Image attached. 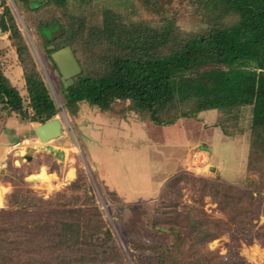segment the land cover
Returning a JSON list of instances; mask_svg holds the SVG:
<instances>
[{
	"label": "trees",
	"instance_id": "16d2710c",
	"mask_svg": "<svg viewBox=\"0 0 264 264\" xmlns=\"http://www.w3.org/2000/svg\"><path fill=\"white\" fill-rule=\"evenodd\" d=\"M16 1L30 14L60 80L54 51L69 45L80 65L81 72L70 86L62 81L64 107L73 116L78 103L85 102L95 113L115 119L171 125L181 118H196L203 110L231 115L248 107L246 173L256 155H264V0H194L200 18L193 29L183 28L160 0H142L159 14L155 23L128 20L109 7L95 22L71 8L92 0ZM1 14L21 68L24 94L0 60V113L27 123L51 119L59 106L10 8L4 5ZM39 164L62 173L50 153L21 161L19 166L12 161L0 172V181L14 186L0 207V264H126L87 173L76 163L74 178L44 197L25 187V176ZM185 177L178 174L166 182L152 211L142 206L139 213L146 219L145 229L171 239L151 241L139 234L140 238L129 240L141 264H239L234 246L224 255L207 248V243L228 231L227 223L234 224L247 243L254 234L264 245V227L253 231L254 220L264 210L257 190L193 177L191 204H186L179 196V183ZM205 196L226 220L207 213ZM134 205L138 206L122 205L118 214Z\"/></svg>",
	"mask_w": 264,
	"mask_h": 264
},
{
	"label": "rangeland",
	"instance_id": "374dc122",
	"mask_svg": "<svg viewBox=\"0 0 264 264\" xmlns=\"http://www.w3.org/2000/svg\"><path fill=\"white\" fill-rule=\"evenodd\" d=\"M4 2L5 6L10 8V11L13 15L14 21L18 28L20 29L24 40L28 44L30 48V52L37 64L38 69L40 70L43 78L45 79L53 97L56 100V103L59 106V112L56 115L63 124L64 130L68 135L69 141L75 143V139L79 142L80 146L83 147V137L78 130V124L84 128H90L91 125H96L95 128H99V121H103V119H99L97 114L94 113V110L89 107L88 103L80 102L78 103V112L76 115H72L65 110L64 107V100L62 96V81L60 80L59 74L54 68L50 61L45 54V51L41 47L40 38L35 33L33 29V25L30 22L31 17L23 11L18 2L16 0H0V14L4 10ZM160 3L164 5L165 8L170 12L174 13L177 19V22L185 29H193L196 28L199 24V12L197 11V7L194 4V0H160ZM105 7L112 8L116 12L120 13L124 18L128 20H146L150 22H157L159 19V14L156 12L151 11L142 0H92L91 3L87 4L86 6H71L74 12L82 13L89 16L92 21H99L101 17V10ZM8 30L1 31L0 30V48H2V53L0 56V60L2 63V67L4 72L9 76L12 82L19 88L20 92L24 94V90L22 89L23 86V79L21 77V68L18 64L17 55L15 52L14 47L11 45L10 40L8 38ZM93 110V111H92ZM232 114L228 113H217L211 114L212 116L209 118L211 122L218 121V125H220L224 130V139H229L230 144L227 147L221 148L222 156L225 157V154H229L230 157L238 158L239 152L243 150L244 147L248 145L249 142V133H248V123L250 117V111L248 107H242L239 112H231ZM210 116V115H209ZM101 118V117H100ZM107 120V119H105ZM204 122L203 126L200 122H196L192 119H185L182 123H180V127L188 128L191 131L192 136L189 138V142H187V147L190 152L194 150L204 147L207 149L209 148V152L211 150V146L209 143H205L202 140L204 139L205 133L210 132L208 130L210 128V124L212 123ZM92 123V124H91ZM152 123H141L139 121L132 120L129 123V130L136 131L141 135H147L150 133L153 134V130L157 132L166 130H170L167 128V125H150ZM155 132V133H156ZM179 131H175L172 135L177 137L179 135ZM227 143V142H226ZM26 144V143H24ZM23 144V145H24ZM207 144V146L205 145ZM228 144V143H227ZM22 145V146H23ZM77 146V144H76ZM230 146V147H229ZM248 147V146H247ZM18 148V147H17ZM77 148V164L87 173L89 178L90 184L93 188V192L95 194V200L102 212V216L110 228L115 241L118 242L119 246L121 247V251L123 253L124 259L126 264H141L137 257L135 256V252L131 246L129 240L134 238H140V235L143 239L147 240H155L161 239L162 242L170 241V237L168 235L161 234L160 237L156 235L153 236L151 231L147 228L145 229L146 219L143 214L141 213L142 206L146 207V210L152 211L153 207H156L159 203V198L151 201L139 202L137 205L131 206L130 210L125 212L124 214H118L119 207L125 205L122 203L120 197L116 194V192H109L108 189L102 186L96 179L94 173L90 169V164L88 162L90 155L87 151H82L81 147ZM24 148H22L23 150ZM245 149V148H244ZM19 150V149H18ZM248 150V148H247ZM236 155H232L233 153ZM196 153V152H195ZM192 153L190 157L195 158V162L189 163L187 168L178 172V174H182L186 176L183 180L179 183V196L181 197V201L186 204H191L190 196L191 191L193 190L192 181L193 177L204 176L208 177L204 174L209 175L210 164V153H200L195 154ZM190 155V154H189ZM257 159L254 160L251 166L246 173L244 180L242 182H237L238 186H248L257 190L263 197L264 201V155L258 154L256 155ZM21 161L25 162L27 158L24 156L21 157ZM10 160V161H9ZM13 161V160H12ZM11 159L8 158L6 163L3 167L5 171L7 165H11ZM19 160V164L21 162ZM247 161V159H246ZM15 166H19V164L13 161ZM89 164V165H88ZM191 166V167H190ZM243 166L242 164H238L235 166V171L237 172V177L239 178L243 173ZM246 169V163H245ZM3 171V172H4ZM175 175V176H176ZM213 180L217 181H224L220 179V175L216 174L214 177H208ZM11 189L14 186L9 183ZM68 184V183H67ZM25 187H29L36 191L39 195L47 197L53 194L56 190H43L40 186H33L26 182ZM66 185V184H65ZM63 187V186H62ZM61 188V187H60ZM10 189V190H11ZM178 198V197H177ZM204 209L214 218H219L226 220L225 215L218 209L217 205L209 196L204 197ZM140 212V213H139ZM228 231L211 240L207 243L208 250L224 255L228 251L230 246H234L237 250L238 255V263L239 264H264V245L259 242L257 237L252 234L249 239L250 243L245 241V237L235 229L234 224L227 223ZM142 227V228H141ZM264 227V210H261L259 216L253 222V231H257L260 228ZM141 228L142 230H140ZM140 234V235H139ZM154 239L152 240V238ZM160 240V241H161ZM256 252V253H255ZM258 252V253H257Z\"/></svg>",
	"mask_w": 264,
	"mask_h": 264
},
{
	"label": "crops",
	"instance_id": "0c3cea01",
	"mask_svg": "<svg viewBox=\"0 0 264 264\" xmlns=\"http://www.w3.org/2000/svg\"><path fill=\"white\" fill-rule=\"evenodd\" d=\"M214 113L224 112L219 109L203 110L197 114L196 118H181L175 123L167 125L170 130L165 132L157 130L156 132L155 128L152 135H150V130V133L146 136L129 130V123L132 120L143 124L152 123L151 121H140L134 118L119 120L96 113L99 119L104 120V122L99 121V128H95L96 125H91L90 128L85 129L84 125L82 127L77 122L78 130L83 137L84 145L82 147L77 139H75V143L69 141L63 124L61 136L47 142H41L33 130L38 122L27 123L14 115L6 116L5 112L1 111L0 172L4 171L3 167L8 158L19 164L22 156L30 159L37 155L41 157L44 153H50L53 160L60 164L62 173L59 175L56 171H50L47 165L39 164L37 169L25 176V180L29 184L40 186L48 192L56 190L74 178L77 162L76 147H81L82 151L85 150L90 155L88 160L89 170L93 171L97 181L108 190L115 191L124 204L158 199L166 182L178 172L187 168L189 163L195 162L196 159L190 157L195 152V154L201 152L211 154L209 159L211 171H209V175H204L214 177L218 174L221 177L220 179L224 181L230 183L242 182L245 176L247 146L239 152L236 159L230 157L229 154H225V157L222 156L220 154L221 148L227 147L230 141L227 138L224 139L225 132L218 125L219 120L216 122L213 119L211 122L212 119H209L212 116L211 114ZM185 119L200 122L202 126L204 122L212 123L208 129L210 132L206 131L202 140L210 144V152L208 151L209 148H198L189 153L187 142L192 136V130L179 126ZM177 130L180 133L177 137H174L172 134ZM205 145L207 146V144ZM22 148L24 149L22 150ZM236 154L235 152L232 155ZM238 164H242L244 168L239 178L235 171V166L237 167ZM10 189L9 182L0 181V207L3 205L5 193Z\"/></svg>",
	"mask_w": 264,
	"mask_h": 264
},
{
	"label": "water",
	"instance_id": "95a60500",
	"mask_svg": "<svg viewBox=\"0 0 264 264\" xmlns=\"http://www.w3.org/2000/svg\"><path fill=\"white\" fill-rule=\"evenodd\" d=\"M0 30H8V25L3 14L0 15ZM52 58L59 68L64 86H70L73 83V77L81 72L80 65L71 47L66 45L54 51L52 53ZM33 130L41 142H47L62 135V123L60 119L55 116L36 124Z\"/></svg>",
	"mask_w": 264,
	"mask_h": 264
},
{
	"label": "bare ground",
	"instance_id": "6f19581e",
	"mask_svg": "<svg viewBox=\"0 0 264 264\" xmlns=\"http://www.w3.org/2000/svg\"><path fill=\"white\" fill-rule=\"evenodd\" d=\"M38 175V174H37ZM40 175V174H39ZM72 176V175H71ZM41 178V177H40ZM45 181V180H44ZM0 198H1V193H0ZM0 202H1V200H0ZM256 253V252H255ZM258 253V252H257Z\"/></svg>",
	"mask_w": 264,
	"mask_h": 264
}]
</instances>
